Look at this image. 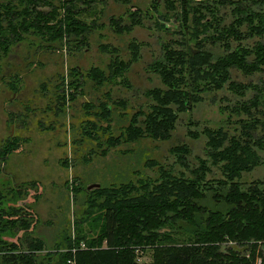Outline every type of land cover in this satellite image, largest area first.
Instances as JSON below:
<instances>
[{
	"label": "trees",
	"instance_id": "obj_1",
	"mask_svg": "<svg viewBox=\"0 0 264 264\" xmlns=\"http://www.w3.org/2000/svg\"><path fill=\"white\" fill-rule=\"evenodd\" d=\"M107 1L0 0V80L9 78L5 85L15 96L21 69L10 61L18 57L19 44L29 36L36 40L28 43L30 48L41 53L56 54L65 48L70 55L88 49L91 30L102 25L98 24L102 11L96 14L94 5ZM161 1L162 13L159 2L150 0L148 7L157 15L154 22L165 31L158 19L164 22L170 16L178 30L171 32L176 40L169 38L158 46L159 57L147 67L159 86L145 89L146 104L129 116L115 111L116 118L124 117L126 123L116 125L113 134V112L125 109L128 101L112 99V86H129L123 78H115L138 60L140 45L128 43L125 61L114 48L100 45L99 51H106L110 61L104 68L90 66L86 77L95 90L108 88L94 102L80 104L84 114L93 117L80 120L77 128L71 124L77 137L69 142L76 156L65 152L60 164L74 168L115 152L128 155L142 139L167 142L178 115L192 110L208 93L221 92L223 103L217 108L223 119L199 128L187 122L185 136L195 143L204 140L197 149L200 154L194 155L186 143H175L165 149L170 159L162 156L163 164L142 162L151 176L133 170L127 181L88 190L80 178L73 179L70 190L74 197L81 192L82 213L72 221V234H63L49 249L28 231L32 221L23 212L1 208L0 264H143L137 258L146 252L145 264H264V182L241 181L242 174L261 163L260 154L264 156V0ZM81 4L85 7L80 9ZM45 6L51 8L44 11ZM82 13L93 19L86 22ZM125 16L127 22L119 15L109 17L107 27L124 34L140 25L141 16L133 12ZM249 37L255 40L246 45ZM213 49L220 53L214 55ZM28 51L18 57L23 67H28ZM68 73L69 80L62 76L52 83L49 97L48 88L41 86L47 102L43 109L30 107L32 116L38 112L47 117L45 124L39 123L42 117L34 120L43 131L63 126L49 117L63 118L75 96L84 95L80 70L70 67ZM231 73L244 79L233 81ZM20 107L27 112L11 114L17 126L31 125L27 104ZM17 141L8 136L0 147L1 160L18 147ZM83 144L86 148L80 150ZM120 145L126 149L117 148ZM21 188L15 184L8 191L20 196ZM18 231H23L21 238L5 241L4 236Z\"/></svg>",
	"mask_w": 264,
	"mask_h": 264
},
{
	"label": "rangeland",
	"instance_id": "obj_2",
	"mask_svg": "<svg viewBox=\"0 0 264 264\" xmlns=\"http://www.w3.org/2000/svg\"><path fill=\"white\" fill-rule=\"evenodd\" d=\"M157 1L160 5H158L159 12L162 13L163 9L160 3L162 1ZM149 5L150 0H109L105 5L101 2L96 3L93 9L96 12L98 10L102 11L100 16L98 15L100 18L98 24L102 25L95 30H91L92 32L88 36L90 46L83 52H72V54L67 55L64 48V50L56 54L48 53V51H42L41 53L37 48H30L28 43H33L36 40L33 39V36H29L27 40L22 41L18 46V57L22 52H27L29 48L28 67H23L21 58L17 56L13 61H10L13 66L18 64V70L21 69L19 70V74L22 78L21 76V79L19 78L20 82L18 83L16 95L14 96L12 94L13 91L9 90L5 85V82L9 79L8 77H3L0 80V147L9 135L14 136L18 140L16 143L18 147L7 156L6 160L0 159V165L3 168V172L0 171V209L7 210L8 208H14L23 212V217L32 221L28 231L31 232L32 236L43 239L47 249L63 234H72L74 226L72 221L74 217L82 213V207L78 204L83 199L81 192L76 193L74 197L70 190V187L73 186V179L80 178L81 183L88 188L89 185L93 184H119L127 181L131 178L133 170L139 171L141 176L143 174L151 176L152 172L148 169H143L142 162L145 159H150L152 162L158 161L163 164L165 160L168 161L170 159L166 155L165 149L175 143H186L194 151V155L200 154L197 149L200 148V143L204 140L200 139L195 143L191 141V138L185 136L184 132L187 122L192 125L198 124L196 128H199L205 125L204 123L209 125L212 123L216 124L224 117V113L220 114L217 108V106L223 103L219 101L221 92H216L213 96L208 93V95L204 96L203 100L194 105L192 110L178 115L175 123L176 128L171 132L169 141L167 142L157 141L154 143L147 139H142V141L133 144L134 149L131 147L128 155L115 152L113 155L109 154L105 158L96 157L91 159L88 164H79L74 168L67 167L65 169L60 164L61 159H64L65 156L71 158L76 156H72L74 145H71L69 142L74 137H77V134L74 132L75 130L72 131L70 128L71 124H74L75 128H77L80 120L92 119L93 117L92 115L87 116L84 114L80 104L94 102V98H99L100 92L108 88V86H104L95 90L91 85L92 82L86 77V72L90 66L104 68L105 64L110 61L106 51L103 49L99 51L100 45L114 48L118 56L123 58L124 61L129 58L126 49L128 43L133 42L140 45L138 47V60L131 62L125 75L116 76L115 78V81L123 78L129 86L124 87V85L118 84L112 86V99L120 98L128 101L125 109H116L113 113L119 111L129 116L136 109L138 110V106L143 107L146 104L147 100H145L146 98L142 95V92L145 89L159 86L154 73L150 72L147 67L151 66L152 62L159 57L158 46L164 45L165 41H168L169 38L176 40V35L171 34V32L177 31L178 28L177 23L172 21L173 18L170 16H167L169 18L164 22L158 19V22L166 29L165 31L159 25H156L154 19L157 15L149 9ZM84 7L85 5L81 4L80 9ZM50 8V6H45L43 10L48 11ZM131 12L141 16V19L140 25H132L130 32L121 34L107 27L109 17L119 15L126 20L125 15ZM58 13H61L60 9ZM80 17L86 22L93 19V16L88 13L87 15L82 13ZM261 38L264 42V36ZM254 40L253 37H249L246 45L252 43ZM212 51H214V55L220 53L217 49H213ZM31 52L34 53L32 54ZM70 67L77 68L82 73L81 79L83 81L84 95L79 97L77 94L75 96V99L69 103L68 109L63 110V118L56 117V115L52 116L50 113L51 116L49 118L55 119L57 124L63 122V126L55 127L54 130L43 131L41 126L34 123V120L42 117L43 119H40L39 123L45 124L47 117L44 118L38 112L36 116H32L33 113L30 111V107L36 105L35 109H43L47 102L46 97H41V86L44 89L45 87L48 88L46 90L47 93H45L49 97L48 92L54 91L53 82H57L59 77L62 76L65 81L69 80L70 76L68 72ZM25 68L29 71L26 72ZM262 75H264V72ZM230 78L233 81L244 79L238 73H231ZM67 90L71 91L70 88ZM246 94L249 96L250 92ZM25 104L29 108V118H33L31 119V125H28L25 120L27 125L21 126L19 124L17 126L15 117H12L11 114H16L17 111H20L21 114L27 112L26 109L20 107ZM46 114L49 115V113ZM113 117L116 118L117 114L115 113ZM125 123L126 119L124 117L121 120L116 118L113 122V134L117 132L116 125H125ZM90 144L91 142H89ZM85 145L87 144L81 145L79 149L86 148ZM117 148L126 149L124 145H120ZM69 150L71 151V156ZM65 152L66 155L64 154ZM162 156H166L165 160L161 159ZM260 158L261 163L254 166L249 173L242 174L241 181L260 179L264 182V156L260 154ZM15 184L18 187L22 185L20 196L13 195V192L10 194V191H8V188L14 187ZM86 227V225H83V228ZM22 234L23 231H18L11 237L4 236V239L7 242L17 241V238H21ZM148 260L149 252L137 258V261L143 264Z\"/></svg>",
	"mask_w": 264,
	"mask_h": 264
},
{
	"label": "water",
	"instance_id": "obj_3",
	"mask_svg": "<svg viewBox=\"0 0 264 264\" xmlns=\"http://www.w3.org/2000/svg\"><path fill=\"white\" fill-rule=\"evenodd\" d=\"M93 186L97 187L98 185H97V184L89 185V187L87 188V190H88L89 188H92Z\"/></svg>",
	"mask_w": 264,
	"mask_h": 264
}]
</instances>
